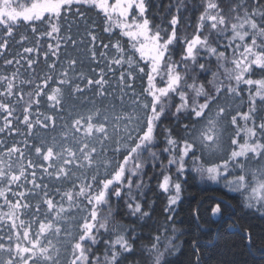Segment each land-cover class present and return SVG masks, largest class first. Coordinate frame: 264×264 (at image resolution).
Returning a JSON list of instances; mask_svg holds the SVG:
<instances>
[{
    "label": "snow or ice",
    "instance_id": "snow-or-ice-1",
    "mask_svg": "<svg viewBox=\"0 0 264 264\" xmlns=\"http://www.w3.org/2000/svg\"><path fill=\"white\" fill-rule=\"evenodd\" d=\"M153 6L154 0H0V264H173L177 234L185 231L174 219L179 177L187 173L243 197L236 206L212 197L206 221L202 204L190 207V223L211 248L227 234L250 249L259 240L264 249V223L253 222H264V0H175L163 15ZM90 11L103 18V32L119 29L129 47L119 39L104 43ZM188 13H198L194 24L179 27ZM21 25L34 46H24L25 34L17 39ZM45 37L55 43L47 44L38 71ZM14 44L22 52L8 58ZM80 56L96 65L94 77L78 71ZM67 98L90 107L69 111L51 143L29 145L35 129L57 130ZM42 104L51 112L40 111ZM168 118L174 123L164 126ZM157 166L167 216L138 245L136 228L117 221L116 211L123 201L129 216L151 219L137 197L147 169ZM238 208L248 211L238 216ZM190 243L188 264H203L205 245L199 238Z\"/></svg>",
    "mask_w": 264,
    "mask_h": 264
},
{
    "label": "trees",
    "instance_id": "trees-1",
    "mask_svg": "<svg viewBox=\"0 0 264 264\" xmlns=\"http://www.w3.org/2000/svg\"><path fill=\"white\" fill-rule=\"evenodd\" d=\"M23 2V0H22ZM170 2H175V0H154V6L152 11L155 12L157 9L155 8V5L158 4L161 7L159 8L160 15L164 14V6L168 5ZM226 6V5H225ZM189 19L182 21L181 25L179 27L183 28L188 23L195 22V16L198 15V13H188ZM88 16L90 17L89 23L94 20L96 25V32L97 35L100 37V39L103 40L104 43H109L110 41L115 42V40L119 39L122 44H124L125 48H128V42L127 38L120 36V30L117 28H114V31L112 33H105L103 32L104 27V20L101 16H98L95 11H90L88 13ZM170 18V17H169ZM153 22L156 24H159L161 21L159 17H154ZM42 30V29H41ZM187 33H191L194 31L193 28L189 27L186 29ZM76 29H73V33L75 34ZM81 32H83V25H81ZM20 34H25L29 37V40L25 42L24 46H34L35 44V37L31 33L29 29H27L24 25H21L17 29V39H19ZM179 35H184L185 32L181 31L178 33ZM48 43H55L54 40H50L49 38L45 37L43 40H41V47L42 51L39 55L40 64L37 66V70L44 68L43 63V52L47 51V44ZM17 51H21L22 49L18 45H13L9 54L8 58H11L12 55H15ZM70 52H72L73 56L77 55V52L69 49ZM33 57H36V54H32ZM61 60L64 58V51L61 50ZM176 59H179V49H177V53L175 56ZM54 58H49V63L52 62ZM79 59L84 60V64L81 67L78 65V71H83L88 76H95V73L91 71L92 68H96L95 64H90L87 57L80 56ZM2 60H0V64H2ZM21 64L23 67L20 68L21 72H24L25 68L27 67L26 63L24 61H21ZM9 71H11V66H9ZM26 75V73H25ZM118 75V73H117ZM23 78V77H22ZM141 82L137 81V91L140 90L139 84ZM146 84V80L144 82ZM87 97H92V92L85 93ZM90 107V105H82L80 100H74L71 98H67L65 101V108L67 111H65L62 114V119L57 120V130L55 132L49 130H43V129H35V138L34 137H28V143L29 145L32 144H39L41 141H46L48 143L52 142V137H58L60 133V127L59 125H62L66 121H69L68 112L71 111L72 115H76L77 112H86L87 108ZM73 108L75 109L73 111ZM40 111L50 113L51 110L47 107V105L42 104ZM174 123L171 118L165 119L163 121L164 126H171V124ZM21 129L23 130V126L20 125ZM15 140H22L24 139L23 136L17 135L14 137ZM160 143L158 145V149H162L164 147L163 143V134L159 137ZM11 143V140L9 141ZM30 157L33 160H36L37 157L35 156L34 151L30 153ZM164 159L165 163H167L166 156L162 157ZM171 173L173 175V178L176 179L175 176V169L173 168L171 170ZM150 178V179H149ZM162 179L161 172L159 166L153 171L151 167L147 169V175L145 176V183L147 184V187L143 190L144 195L143 197H137L141 200L142 204L145 207L146 211L151 212V219H146L145 221H137L135 217H131L127 213V208L125 207L123 201L119 202V205L117 207L116 211V220L122 222L125 225H131L136 228L137 234L141 237L140 240H137V244L143 242L147 243V237L150 232L155 233V231L159 228L161 224L164 223L166 220L167 214L164 213L163 209L164 206L167 203L166 194L161 192L158 187V181ZM180 181L183 184V192H182V202L176 206V212L174 214V219L176 221V227L185 230L183 235H178V239L176 240L178 247V250L170 257V259L173 261V264H188V261L191 257V243L190 241L195 238H199L201 243L205 245V251H204V259L203 264H264V256L261 255V242L258 240L257 244L253 248L246 247L239 239L235 236H229L227 234H222L220 236V239L217 243V246L215 248H211L210 245H208V237L201 236L200 233L197 232L196 227L194 224L190 223L189 220V210L190 207H195L197 204H202L203 207L201 209L202 211V219L207 220V214L203 212L204 208H207L211 202L212 197H218L223 198L227 201H229L232 205H240L243 197L238 192H231L225 189L222 185H215L210 184V182L206 180L200 179L199 176H197L194 173H187L184 177H179ZM186 179V183L184 182ZM45 183H48L50 186L54 184V181H49L47 178H45ZM114 206H116V201L113 200ZM149 205H151V208H149ZM247 209H244L243 212L240 211V209H237V215H243L245 212H247ZM183 221V223H181ZM257 224L264 223L259 220L253 221ZM162 231V229H161ZM168 234L171 235V226L169 225ZM107 238V237H104ZM100 249H103V243L100 244ZM209 255H211V259H209Z\"/></svg>",
    "mask_w": 264,
    "mask_h": 264
}]
</instances>
